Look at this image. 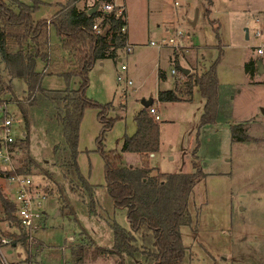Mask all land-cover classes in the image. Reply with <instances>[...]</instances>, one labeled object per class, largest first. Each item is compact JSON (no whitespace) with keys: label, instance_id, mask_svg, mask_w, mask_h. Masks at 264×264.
<instances>
[{"label":"rangeland","instance_id":"1","mask_svg":"<svg viewBox=\"0 0 264 264\" xmlns=\"http://www.w3.org/2000/svg\"><path fill=\"white\" fill-rule=\"evenodd\" d=\"M29 1V0H23ZM43 4L34 13V19L53 17L61 10V4L69 0H41ZM125 2L127 7V31L134 46L132 52L118 50L115 58L98 60L89 72L90 85L87 94L98 103H112L108 117L114 118L104 146L108 150L123 148L127 136L137 130L135 116L143 99H155L152 104L160 119L162 149L155 156L146 157L152 167L159 171L193 172L194 158L202 166L203 176L194 187L190 199L193 221L182 226L183 244L189 248L186 264H264V73L257 71L251 76L245 69L248 61L260 58L258 46H264V0H115ZM91 0H79L82 7ZM261 8L260 13L256 8ZM197 22L194 24V20ZM248 29V31H247ZM260 29L262 34L257 36ZM182 33V35H179ZM128 34V33H127ZM173 37L175 42H171ZM154 40L157 43L152 44ZM48 42L52 60L62 62L66 51L55 27L50 26ZM218 61L219 111L216 121L201 124L205 98L195 89L190 100L161 102L159 90L173 88L176 81L172 74L188 68L192 73L203 70ZM5 83L11 82L12 91L0 95V139L5 134L4 119L14 117V137L25 133L24 119L18 108L19 101L27 106V84L24 78L10 81L1 62ZM42 61L38 70L43 71ZM123 65L126 66L123 69ZM56 66V63L52 68ZM258 66V64H257ZM162 71L167 77L160 78ZM43 87L63 90L77 89L79 77L70 81L64 76L46 74ZM32 108L30 114V153L37 162L51 172L32 166L23 174L39 189L41 218L31 237L23 243L4 249L10 264H76L71 248L92 238L99 246H112L114 233L110 222H118L129 228L125 209H117L107 190L106 169L97 138L102 132L99 111L86 108L80 126L78 164L80 172L96 185V213L90 212V201L82 202L62 171L53 165V145L48 126L53 122L44 118L42 108ZM8 113V114H7ZM243 123L250 140L235 141L232 124ZM27 130V129H26ZM196 152V157L194 153ZM27 150L16 151L15 165L26 159ZM138 153H124V162L142 164ZM16 178V177H15ZM9 184L4 194L17 200L20 183L0 174V184ZM68 194L74 214L62 211L59 199L60 187ZM3 189V188H2ZM0 207L2 203L0 201ZM18 228H12L17 232ZM84 232V233H83ZM15 243V242H14ZM118 257L103 254L85 258L82 264H116ZM128 260L127 264H139ZM0 264L1 260H0ZM148 264V263H145Z\"/></svg>","mask_w":264,"mask_h":264},{"label":"trees","instance_id":"2","mask_svg":"<svg viewBox=\"0 0 264 264\" xmlns=\"http://www.w3.org/2000/svg\"><path fill=\"white\" fill-rule=\"evenodd\" d=\"M79 0H69L61 4V10L50 19L35 20L34 13L43 4L41 0H0V64L5 63V70L10 81L22 77L27 84V106L19 101L18 108L22 113L25 133L10 144L13 150H27L26 159H20L19 166L6 174L13 177L16 174H26L36 166L44 171L45 176L52 179L51 170H45L30 153L31 137L30 112L32 108L40 109L47 121L53 122L47 130L52 138V157L46 159L61 169L65 180H69L78 191L82 202L90 201L91 214L96 213V185L92 184L80 172L78 164L80 126L85 115V109L95 108L99 111L102 122V132L97 138L98 151L105 163L107 190L117 209H125L129 228L116 221L110 222L114 233L112 246H99L92 238L71 248L76 264H82L85 258L112 254L118 257L116 264H127L128 260H138L139 264H186L190 259L189 248L183 244L182 226H188L193 221L190 213V199L195 185L204 175L202 166L194 158L193 172L159 171L152 167L146 159L152 152L161 150V127L150 107H142L136 114L137 130L133 136H127L123 148L108 150L104 146L105 137L112 129L114 118H109L112 103L102 104L88 96L90 85L89 72L98 60L115 58L118 50L128 44V34L122 28L126 20L117 18L114 14L99 10L97 7H80ZM211 3V0H208ZM96 8L93 14L90 10ZM100 20L102 32H96L94 25ZM50 26L55 27L61 47L68 57L62 62L52 60L51 45L48 42ZM45 63L44 70H38V62ZM56 63V66H52ZM218 61L198 73H183L185 80L176 81L173 88L159 90L161 102H182L190 100L194 90L200 91L205 98L204 113L201 124L216 121L219 105ZM246 71L255 76L258 71L256 59L248 61ZM46 74L64 76L69 81L73 77L80 78L77 89L70 86L63 90L44 88L43 77ZM160 78H166L164 72H159ZM11 82L5 83L3 69L0 65V95L12 91ZM243 123L232 124V137L235 141L250 140ZM27 129V130H26ZM138 153L142 164L129 165L124 162V153ZM196 157V152L194 153ZM59 199L62 211L74 214L68 194L60 187ZM0 201L2 208L11 219L17 209V204L5 197L0 186ZM84 233V232H83ZM11 235V234H8ZM16 240L27 241L29 235L22 232L12 234Z\"/></svg>","mask_w":264,"mask_h":264},{"label":"built area","instance_id":"3","mask_svg":"<svg viewBox=\"0 0 264 264\" xmlns=\"http://www.w3.org/2000/svg\"><path fill=\"white\" fill-rule=\"evenodd\" d=\"M92 3L87 5L88 7H97L99 10H103L105 12H109L114 14L117 18H122L127 21L126 14V6L122 3L115 2V0H91ZM98 19L94 25V30L96 32H102V26ZM123 31H127V25L122 28ZM262 32L260 29H257L256 35H261ZM182 35V33H179ZM171 42H175L173 37L170 38ZM152 44H156L157 42L152 40ZM134 46L127 45L125 47L127 52H132ZM257 51L259 54H264V46H258ZM126 66L123 65V69ZM172 74L176 75L178 78L184 77L181 72H178L176 69H172ZM0 109L4 110V107L0 104ZM150 110L155 114L157 120L160 119V114L158 110L152 105ZM6 113V111L4 110ZM8 114V113H7ZM15 117V114H13ZM14 117L9 118L7 116L4 119L3 128L5 134L0 139V174H7L9 172H13L18 165H15L14 155L17 150H12L10 148V144L12 141L16 139L13 135L12 124ZM16 177V178H15ZM11 180L16 179L18 183H20V189L18 191L17 200V209L13 214L14 219H11L8 216V213L3 210L0 211V260L2 264H10L8 257L4 253V249L7 246L13 245L15 242V238L11 235H8V229H11L13 225H17L20 227L21 234L23 231L31 237V233L36 228L35 223L38 218H41V209L42 205L41 198H44L45 195L39 191V189L32 188V182L30 179L26 178L23 174H16L13 177H9ZM30 233V234H29Z\"/></svg>","mask_w":264,"mask_h":264},{"label":"water","instance_id":"4","mask_svg":"<svg viewBox=\"0 0 264 264\" xmlns=\"http://www.w3.org/2000/svg\"><path fill=\"white\" fill-rule=\"evenodd\" d=\"M96 11V8H93V9H91L90 10V14H93L94 12ZM197 16H196V18H195V20H194V24L197 22L196 20H197ZM247 31H248V29H247ZM258 70H259V72H261V73H264V60H263V58H260L259 60H258ZM181 71L183 72V73H189L190 72V69H188V68H185V69H181ZM154 98L152 97L151 99H143L142 100V106L143 107H150L151 106V104L153 103V100Z\"/></svg>","mask_w":264,"mask_h":264},{"label":"crops","instance_id":"5","mask_svg":"<svg viewBox=\"0 0 264 264\" xmlns=\"http://www.w3.org/2000/svg\"><path fill=\"white\" fill-rule=\"evenodd\" d=\"M118 3H122L124 6H125V2H118ZM260 13H263V11L262 10H260L261 8H259V7H257L256 8ZM126 14H127V7H126ZM49 19V18H48ZM128 33V41H130V35H129V31L127 32ZM131 42V44L132 43H134L133 41H130ZM142 108V107H141ZM140 108V109H141ZM139 109V110H140ZM161 135H162V133H161ZM161 144H162V141H161ZM163 145V144H162ZM161 149H162V146H161ZM161 151V150H160ZM160 151H158V152H160ZM156 153L157 152H152L151 154H150V157H152V156H155L156 155ZM6 184V186H2V188H3V192H5V190L7 191V187H9V184L8 183H5ZM0 186H1V184H0ZM5 195V194H4ZM5 197L6 198H8L9 200H12V199H10V197H7L6 195H5ZM13 202H14V200H12ZM4 209L3 208H1L0 207V211H3ZM17 227L18 228V231L17 232H12V228L13 227ZM19 232H20V227L19 226H17V225H13L12 227H11V229H8V233L7 234H17V235H20L19 234ZM15 244H16V241H15V243L13 244L14 246H15Z\"/></svg>","mask_w":264,"mask_h":264}]
</instances>
